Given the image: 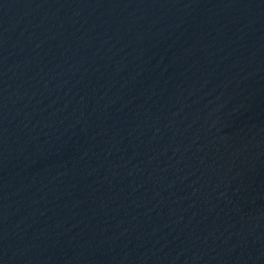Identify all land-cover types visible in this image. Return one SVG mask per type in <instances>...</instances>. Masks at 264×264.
I'll return each instance as SVG.
<instances>
[{"label":"water","instance_id":"obj_1","mask_svg":"<svg viewBox=\"0 0 264 264\" xmlns=\"http://www.w3.org/2000/svg\"><path fill=\"white\" fill-rule=\"evenodd\" d=\"M0 264H264V0H0Z\"/></svg>","mask_w":264,"mask_h":264}]
</instances>
